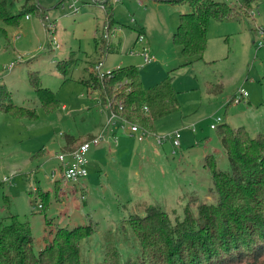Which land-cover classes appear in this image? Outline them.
Returning a JSON list of instances; mask_svg holds the SVG:
<instances>
[{
  "label": "rangeland",
  "instance_id": "obj_1",
  "mask_svg": "<svg viewBox=\"0 0 264 264\" xmlns=\"http://www.w3.org/2000/svg\"><path fill=\"white\" fill-rule=\"evenodd\" d=\"M110 1L122 42L119 50L108 53L105 68L134 64L145 86H152L185 62L173 33L180 13L191 9L187 2ZM11 2L10 11L17 13L22 0ZM69 2L38 0L43 15L39 10L28 13V19L23 14L18 24L0 21V83L11 91L15 103L35 108L38 114L31 120L0 113V217L15 214L20 221H28L36 253L45 245L50 229L92 221L96 231L81 241L83 256L98 261L111 246H118L126 257L139 250L124 221L130 215L145 214L146 207L154 204L175 219L183 217L187 204L197 213L202 202L217 200L205 156L213 153L218 166L228 168L219 134L221 124L244 126L253 136L264 132V48L257 50L253 42L256 26L264 27V1L255 4L248 16L242 13L240 19L212 20L202 57L174 71L172 83L180 109L156 120L155 132H179V145L168 139L159 144L153 133L138 140L137 134L131 135L118 124L117 142L93 145L88 152V175L76 184L62 182L58 189L51 174L57 170L55 177L60 176L56 154L67 137H79L88 126L105 122L109 116V110L97 100L99 89L86 83L91 77L87 60L97 55L95 37L105 10L92 0H79L78 13L63 16L69 11ZM46 15L48 22H56L61 46L55 50L47 48ZM140 28L155 57L147 64L139 54L130 53L132 45L139 47L136 37ZM71 55L73 60L63 74L55 63ZM12 62L14 68L8 71ZM31 71H38L42 85L56 93L60 100L57 110L42 108L29 80ZM207 82L222 84V90H208ZM238 90L246 91L247 96L228 103ZM38 188L49 193L50 205L44 210L40 201L30 202Z\"/></svg>",
  "mask_w": 264,
  "mask_h": 264
},
{
  "label": "trees",
  "instance_id": "obj_2",
  "mask_svg": "<svg viewBox=\"0 0 264 264\" xmlns=\"http://www.w3.org/2000/svg\"><path fill=\"white\" fill-rule=\"evenodd\" d=\"M167 1L187 2L191 8L180 13L173 33L174 43L186 58L184 63L171 68L164 79L152 86H145L134 64L116 67L103 78L91 71V77L86 80L89 87L99 89L100 99L111 111L149 133H156V120L180 109L178 92L172 83L173 73L202 57L210 22L248 16L255 4L264 0H238L235 3L226 0ZM11 4V0H0V21L5 24H18L23 14L43 10L38 0H23L17 13L10 11ZM105 17L114 23L110 0H105ZM70 61L60 60L58 70L66 74ZM29 80L44 110L52 112L60 107L56 93L42 85L38 71H31ZM207 85L210 91L222 90L220 83L207 82ZM233 98L234 95L228 103H232ZM1 112L19 119L38 117L35 108L15 103L11 91L0 83ZM219 134L228 168L221 169L213 153L205 156L217 200L202 202L197 213L187 204L183 217L175 219L154 204L146 207L145 214L130 215L124 221L139 243L136 253L125 257L118 246H111L98 261L84 257L81 241L96 231V223L92 221L73 228L58 226L55 230L50 229L44 237L45 245L36 253L29 222L10 214L0 217V264H264V132L259 131L253 136L244 126L231 127L223 123ZM83 138L68 136L66 147L77 146ZM59 184L57 181L55 186L58 188ZM35 194L30 202L40 201L43 210L48 208L49 193L38 188Z\"/></svg>",
  "mask_w": 264,
  "mask_h": 264
},
{
  "label": "built area",
  "instance_id": "obj_3",
  "mask_svg": "<svg viewBox=\"0 0 264 264\" xmlns=\"http://www.w3.org/2000/svg\"><path fill=\"white\" fill-rule=\"evenodd\" d=\"M95 1L98 2L101 8L105 9V0H95ZM226 1L229 3H234V0H226ZM77 3L78 0H70L68 5V7L71 8L74 13L78 9ZM44 21H47V23H45L44 25H45V30L47 31L48 44L51 45L52 47H58L59 43L56 39V36L53 33L55 28L54 21L48 22L49 17L47 15L44 16ZM120 31H121V27L115 23H111L108 18H106L105 21L102 23L100 38L102 40V48L104 54H106L109 51L113 39L118 35ZM136 40L138 43H143L144 35L139 33ZM253 42L257 50L264 48V28H262L260 25L259 27L256 26V36ZM130 53L140 54L143 57L145 63H149L155 59L154 55H151L149 47L145 45H143L140 50H137L135 47H133ZM104 63L105 60L104 58H102L97 62H95L91 67V71L100 78H103L104 76L110 74L112 71V69L105 68ZM13 67H14V63L12 62L6 67V69L10 71L13 69ZM246 96H247L246 91L238 90L234 95L233 100H235V102H239ZM120 108H122L121 103H120ZM217 120L219 122H222L221 117H218ZM115 123H118L122 130H126L128 128L129 133L131 135L137 134L138 140H142L143 136L149 133L147 130L142 129L139 125L124 118L119 113L111 111L110 117L107 121V125L105 128H103L98 133L92 135L91 137L84 139L77 146L72 148H63L60 152L56 154V158L59 162L61 179L65 181H70L72 183H76L79 182L80 179L88 175V163H89L88 152L90 151L93 145L98 146L101 143L108 141L110 137H112V139L115 142H117L118 136L114 131V127L112 126L111 128L110 126ZM211 127L216 128L217 125L211 124ZM153 134L156 138V141L159 144H162L167 139L170 140L175 146L180 144L181 135L179 132H175L171 134H158V133H153ZM56 173L57 170L52 171L51 176L53 177V179H55ZM7 179H8L7 177H4V180ZM39 207H41V205H39Z\"/></svg>",
  "mask_w": 264,
  "mask_h": 264
},
{
  "label": "crops",
  "instance_id": "obj_4",
  "mask_svg": "<svg viewBox=\"0 0 264 264\" xmlns=\"http://www.w3.org/2000/svg\"><path fill=\"white\" fill-rule=\"evenodd\" d=\"M63 2H65V0H62ZM92 1H94V3H97L96 5H98V8H101L100 6H99V4H98V2H96L95 0H92ZM22 2H23V0H22ZM89 3V2H88ZM69 5V4H68ZM77 5H78V9H77V11L74 13L73 11H72V9L71 8H69L68 7V9H69V11L67 12V13H65V14H63V16H66V15H76L77 13H78V11H79V0H78V3H77ZM101 9H103V8H101ZM103 10H105V9H103ZM26 18L28 19L29 18V15H26ZM105 19H106V17H105ZM105 19L103 18V20H102V22H101V25H100V28L98 29V33L96 34V37H95V43H96V46H95V51H96V56L95 57H91L92 59H89V60H87V64H88V70H89V72H91V62H93V64L95 63V62H97L98 60H100V59H102V58H104V60H105V63H104V67L106 66V58H107V55H108V53L109 52H113V51H117V50H119V45H120V43L122 42V40H121V38H120V34H118L116 37H118V38H120L119 39V41L117 40H115V38L113 39V42H112V44L110 45V49H109V51L106 53V55H104V52H103V48H102V40H100V31H101V26H102V23L105 21ZM114 19V18H113ZM114 23L116 24V22L114 21ZM55 24H56V22H55ZM256 29V28H255ZM254 29V33H255V36H256V30ZM56 25H55V28H54V35L56 36ZM121 32V31H120ZM139 33H141V34H143L144 35V42L143 43H139V47L138 48H136L137 50H140L141 48H142V46L143 45H145V46H148L149 47V49H150V42H148V40H147V38H146V33H145V31L144 30H142V28H140L139 30H138V34ZM137 34V35H138ZM48 37V36H47ZM137 38V37H136ZM254 39H255V37H254ZM58 41V40H57ZM254 41V40H253ZM58 43H59V41H58ZM60 43H59V46L58 47H52L51 45H49L48 44V50H55V49H58V48H60ZM46 48V49H47ZM132 48H133V45H132ZM131 48V49H132ZM150 51H151V49H150ZM136 54H138V53H136ZM140 55V54H139ZM140 57H142L141 55H140ZM60 60H73V58H72V55L71 56H68V57H63L62 59H60ZM60 60H58L56 63H55V66H56V68H57V64H58V62L60 61ZM152 62V61H151ZM143 63L144 64H147V63H145L144 62V60H143ZM150 63V62H149ZM121 65H124V64H119V65H117V67H119V66H121ZM14 68V67H13ZM116 68V67H115ZM58 69V68H57ZM109 69V68H108ZM114 69V68H113ZM11 71V70H10ZM146 85V84H145ZM92 89V88H91ZM96 95V94H95ZM98 96V95H97ZM100 100L99 102H101L103 105H104V107H105V109H107V110H109V116L107 117V119H106V121L105 122H101V123H99V124H92V125H90V126H88V129H87V132H85V133H83V134H81V135H79V137H81V136H83L84 138L83 139H86V138H89V137H91L92 135H94V134H96V133H98L99 131H101L103 128H105L106 127V125H107V121H108V119H109V117H110V114H111V110H110V108L107 106V104H105L104 102H102V100L100 99V97L98 96V98H97V100ZM117 125H118V123H116V127H114V131H115V133L117 134V136H118V131H120V129H119V127H118V129H117ZM111 126V128H112V125H110ZM126 133V132H125ZM126 135H128V133H126ZM72 138V137H71ZM73 138H78V137H74L73 136ZM114 140L112 139V137H110L109 139H108V141H106V142H113ZM64 147H66V143L63 145V148ZM66 148H72V147H66ZM39 159H37L36 161H38ZM56 160H57V158H56ZM59 163V162H58ZM59 182L60 184H59V187H58V189L60 188V185H61V183L62 182H65V183H67V184H76V183H78V182H76V183H72V182H70V181H65V180H63V179H60V176L58 177V178H56L55 177V179H54V182L56 183V182ZM55 183H54V185H55ZM58 186V185H57ZM56 186V187H57Z\"/></svg>",
  "mask_w": 264,
  "mask_h": 264
}]
</instances>
